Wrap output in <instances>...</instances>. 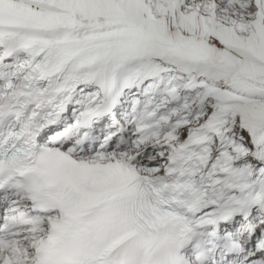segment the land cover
I'll return each instance as SVG.
<instances>
[{"label": "snow or ice", "instance_id": "6c2138e0", "mask_svg": "<svg viewBox=\"0 0 264 264\" xmlns=\"http://www.w3.org/2000/svg\"><path fill=\"white\" fill-rule=\"evenodd\" d=\"M0 264H264V0H0Z\"/></svg>", "mask_w": 264, "mask_h": 264}]
</instances>
